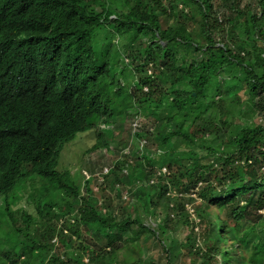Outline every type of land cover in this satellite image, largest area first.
<instances>
[{
    "label": "trees",
    "instance_id": "16d2710c",
    "mask_svg": "<svg viewBox=\"0 0 264 264\" xmlns=\"http://www.w3.org/2000/svg\"><path fill=\"white\" fill-rule=\"evenodd\" d=\"M122 1L124 11L86 0H0V218L10 227L0 235V264H264V0ZM116 35L126 44L115 63ZM179 46L200 58L180 66ZM120 105L153 127L134 136L155 145V157L145 150L138 158L167 167L176 197L146 175L125 204L95 201L104 183L131 174L130 160L96 191L84 183L82 194L56 169L60 146L124 115ZM164 107L171 112L159 114ZM102 136L94 148L108 147ZM30 175L58 194L55 203L36 200V221L5 199ZM156 198L168 201L164 210ZM137 207L152 227L133 217ZM150 238L164 262L144 256ZM175 246L183 249L170 257Z\"/></svg>",
    "mask_w": 264,
    "mask_h": 264
},
{
    "label": "rangeland",
    "instance_id": "374dc122",
    "mask_svg": "<svg viewBox=\"0 0 264 264\" xmlns=\"http://www.w3.org/2000/svg\"><path fill=\"white\" fill-rule=\"evenodd\" d=\"M90 3L97 5V6H108L109 8H113L116 11H124L125 5L122 0H86ZM245 1L250 2L251 0H242L244 3ZM171 22V21H170ZM235 35L240 38L244 39V33L241 30H236ZM221 37V32L216 33L214 35V39H219ZM116 45L120 51V54L116 51H114L115 58L114 62H118L121 60L122 56L121 54H124L123 48L125 47L126 42L119 38L118 35L115 36ZM177 58H179V64L180 66H185L190 61L199 59L201 54L200 52H196L192 50L191 48L179 46L176 49L175 52ZM125 57V56H123ZM244 91L241 90L239 92V95L242 96V98H245ZM126 106L120 105V110L126 111L124 112V115L121 114L120 116H116L113 114V118L109 119V123L106 124H112L113 129L108 130L109 134L103 135V141L104 139L107 142V148H105L102 145H99L98 148L93 149V146L96 144L97 140V129H87L83 132L77 133L71 140L64 142L60 146V151L58 155L57 160V166L56 169L60 172L68 171L72 174V177L74 179V182L76 185L79 186V192L81 190V184L83 181V176L81 174V171H86L88 174L92 175L96 172H99L102 166L112 167L116 166L119 162H129L131 169V174L128 177H120L118 178L123 181V183L119 181H115V179L110 180L106 184L104 183L103 192L100 194H95L94 199L96 201L100 200V202L105 204H110L113 207L120 206L121 204H125L126 201L122 200L125 196L128 195L127 191L128 187L132 184L133 181H136V177H141L142 179L146 180V175H149L148 177H155V171L156 168H150L146 165V162L142 158H138L141 156V153H144L145 150H149L151 153H154L155 145H153L150 141L145 149L140 150L138 147V142L140 139H136L131 136L130 132L132 133L133 130H131V113L127 112V109H125ZM131 111V110H130ZM171 112L170 109L162 108L160 110L159 114H168ZM173 112V110H172ZM238 113H235V116H237ZM260 115L256 116L254 118L255 123L261 122ZM135 120V119H134ZM239 122V121H238ZM135 123V121H134ZM141 125V127H147L150 126L149 122L147 121L146 116L143 115V118L139 116L136 128H138ZM140 127V128H141ZM145 138V137H143ZM142 139V138H141ZM146 139V138H145ZM149 140V139H148ZM173 145L175 147H183V143L178 140L177 138H174L172 140ZM129 147V148H128ZM151 158V157H150ZM92 161V163H91ZM27 169V168H26ZM154 175V176H153ZM116 177V174L115 176ZM110 178V177H109ZM150 179V178H149ZM94 185H92V188ZM95 189V188H93ZM55 189L46 181L45 179L36 176V175H30L26 176L25 178L21 179L15 187L10 191V193L6 196V202L10 206V210L14 211L16 209H23L28 215L32 217L33 221L38 220V216L36 215V200L40 198L41 202L52 200L55 202L58 201V194L54 191ZM44 192H46V196H44ZM194 202L189 203L187 205V210L189 211L190 218L194 222V232H199V222L198 218L195 217L194 207L199 204V202L196 199V196H192ZM158 204V210H164L168 201L159 200L157 199ZM129 202V201H127ZM135 201L132 200L131 203H134ZM121 203V204H119ZM0 205V215H3V210L1 209ZM260 213V212H259ZM132 215L133 217H137L142 220V222L146 226H151L152 223L149 221V217L147 213H144L143 210H141L140 207H137L135 209H132ZM162 219L163 217L160 216ZM7 221L4 218H0V235L3 233V229L10 230V227L8 228V225H6ZM6 227H3L5 226ZM84 229V228H83ZM189 230L184 232V234L188 233ZM32 234V229L30 230ZM33 234L35 232L33 231ZM184 234L175 233L178 242H184ZM147 237L149 234H145ZM158 237H160V234H157ZM252 235L250 236L251 240ZM1 239V238H0ZM201 241V240H200ZM145 248L143 247L144 256L147 255V253L150 254L151 257H155L159 259V261L164 262V255L161 249L156 246V244L151 240H148L147 243L144 244ZM19 247H17L16 250H18ZM180 249H183L180 246H175L171 249V252L169 253L170 257H173ZM181 264H189V258L188 262L182 257L181 258Z\"/></svg>",
    "mask_w": 264,
    "mask_h": 264
},
{
    "label": "clouds",
    "instance_id": "9594fccd",
    "mask_svg": "<svg viewBox=\"0 0 264 264\" xmlns=\"http://www.w3.org/2000/svg\"><path fill=\"white\" fill-rule=\"evenodd\" d=\"M124 62H126L125 59H124ZM149 72H150V71H148V73H149ZM144 90L146 91V88H144ZM137 112H138L137 110H136V111H132V112H131V117H130V118H132V121H131V125H130V126H131V130H133L132 133L130 132V134H131V136L134 137V138H136L134 135H135L136 133H138L139 130L142 129L141 125H140L138 128H136V125H137V122H138V119H139V116H140V115L137 114ZM113 117H114V116H112L111 118H113ZM141 117H142V115H141ZM111 118H110V119H111ZM142 118H143V117H142ZM134 119H135V120H134ZM109 121H111V120H107V122H106V121H100V122H98V123L96 124V126H95L94 128H96L98 132H102L103 135L109 134L108 130L113 129V125H112V124H106V123H109ZM134 121H135V123H134ZM150 126H151V125H150ZM150 126H147L146 129H148V132H149L150 134H152L154 130H153V127H150ZM140 127H141V128H140ZM98 132H97V133H98ZM97 143H98V138H97V140H96V144H97ZM146 145H147V143H146V139H145V138H142V139L139 140V142H138V147H139L140 150L145 149V148H146ZM97 148H98V147H97ZM128 148H129V147H128ZM93 149H95V148L93 147ZM147 152H148V154H150L149 157H155V152H154V153H151L149 150H148ZM141 154H143V153H141ZM91 163H92V161H91ZM113 169H114V166H113V168H112V167H107V166L105 165V166H102V167H101V169L99 170V172H96V173H94V174H92V175L88 174V173H87L86 171H84V170L81 171V174H82V176H83V181H82V184H81V190H80V191H81V194H82V187H83V184L86 183V182L88 183L89 187H91V188H92V185H94L93 188H95V189L92 188V190L96 191L98 185L101 184L104 175H109V174L113 171ZM104 170H106L105 173H104ZM70 174H71V173H70ZM71 175H72V174H71ZM155 175H156V178L153 177V178H150V179L148 180L149 184H156V182L159 181V178H162V182H163V183H166V185H167V187H168V191L166 192V195H168V196H170V197H176V196L178 195V194L176 193V191H174V189L171 188L170 185L168 184L167 177H164V176H167V175H168L167 167H165V166L156 167ZM102 183H103V182H102ZM127 196H128V195H127ZM127 196H125L124 199H122V200L126 201V200H127ZM190 196H191V197H192V196H195V194H191Z\"/></svg>",
    "mask_w": 264,
    "mask_h": 264
},
{
    "label": "built area",
    "instance_id": "2783aa9c",
    "mask_svg": "<svg viewBox=\"0 0 264 264\" xmlns=\"http://www.w3.org/2000/svg\"><path fill=\"white\" fill-rule=\"evenodd\" d=\"M106 172V170H104V173Z\"/></svg>",
    "mask_w": 264,
    "mask_h": 264
}]
</instances>
